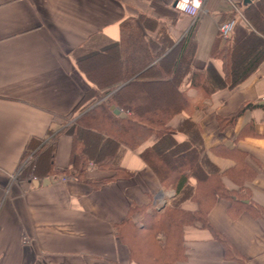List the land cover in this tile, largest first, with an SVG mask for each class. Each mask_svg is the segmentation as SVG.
<instances>
[{
    "label": "crops",
    "instance_id": "0c3cea01",
    "mask_svg": "<svg viewBox=\"0 0 264 264\" xmlns=\"http://www.w3.org/2000/svg\"><path fill=\"white\" fill-rule=\"evenodd\" d=\"M174 2L0 0V264H138L131 258L130 247L120 239L118 226L131 205L150 203L156 209L154 201L162 185L140 155L155 138L138 150L123 149L119 163L134 175L100 188L88 181L113 173L94 163L85 173V181L58 174L35 176L29 185L17 181L15 175L32 140H48L50 129L60 131L63 122L59 118L70 114L84 93L98 90L102 81L89 77L80 56L120 41L122 23L132 17L139 21L144 14L161 22L155 30H144L147 40L157 39L160 27L167 26L174 44L191 35L185 55L191 45L195 48L188 57L191 71L180 79L175 91L177 99L187 96L188 100L170 122L178 130L176 140L188 139L179 129L191 119L201 130L203 155L218 167L224 185L253 204L251 208L232 206L230 200L219 199L208 215L241 259L226 256L222 243L209 229L193 225L184 229L187 259L177 264H264V60L232 89L218 87L206 94L202 87L203 82L222 81L224 76L223 60L213 54L218 43L224 42L218 36L220 24L237 19L228 40L232 47L252 30L244 14L247 3L206 0L205 11L196 17L182 13L175 21L172 15L154 10L153 5L171 8ZM235 3L241 5L240 11ZM100 67L96 73L105 69ZM194 74L195 84L191 85ZM169 78L140 81L165 83L172 81ZM247 103L255 106L231 120L230 115ZM73 146L72 136L59 138L56 172L70 168ZM184 208L195 211L198 206L189 200Z\"/></svg>",
    "mask_w": 264,
    "mask_h": 264
},
{
    "label": "trees",
    "instance_id": "16d2710c",
    "mask_svg": "<svg viewBox=\"0 0 264 264\" xmlns=\"http://www.w3.org/2000/svg\"><path fill=\"white\" fill-rule=\"evenodd\" d=\"M153 6L158 14L172 15L174 21L182 14L174 7ZM244 14L252 30L236 47L228 42L218 43L213 54L223 60L224 76L222 81L201 83L206 94L218 87H236L264 60V0L245 4ZM160 24L158 18L147 14L142 15L139 21L129 18L121 25L120 41L110 42L101 49L91 50L84 57L80 56L82 67L89 77L102 82L98 83V90L92 88L84 93L70 114L59 118L63 122L60 131L50 129L48 140H32L18 170L19 180L31 185L35 176L40 178L64 174L85 181V173L94 163L99 169L113 173L102 180L88 181L94 188H100L117 178L134 175V172L119 163L123 149L138 150L155 138L153 144L145 147L140 155L161 185L164 188L173 187L176 193L162 211L150 208V203L131 205L127 217L118 226L120 239L130 247L131 258L138 264H177L186 260L184 229L201 225L222 243L226 256L241 259L231 243L215 230L208 215L219 199L230 200L232 206L242 204L251 208L253 204L247 202V197L224 185L218 167L203 155L201 130L191 119L185 120L179 129L188 134V139L184 142L176 140L178 130L170 122L183 110L182 102L187 104V96L176 97L173 101L165 100L163 106H154L152 99L143 97L147 92L141 88L154 85L169 86L172 94H175L180 79L191 71L188 57L194 54L193 45L185 55L190 46V34L185 41L174 44L169 38L167 26H163L157 39H146L144 30H155ZM100 66L105 68L103 74H100L103 72L101 70L96 73L97 68L101 69ZM149 77L158 80L169 78L172 81H166L168 85L162 81H140ZM195 78L196 74L192 77L191 85L195 84ZM136 92H140L141 96L132 100ZM113 105L123 110L126 116L116 114ZM253 106V103L245 104L230 115V119H237ZM62 135L73 137V155L70 168L56 172L55 147ZM234 171L235 168L229 174L232 175ZM192 179L196 180L195 184ZM189 200L197 204V210L184 208V203ZM254 215L263 213L254 212Z\"/></svg>",
    "mask_w": 264,
    "mask_h": 264
},
{
    "label": "built area",
    "instance_id": "2783aa9c",
    "mask_svg": "<svg viewBox=\"0 0 264 264\" xmlns=\"http://www.w3.org/2000/svg\"><path fill=\"white\" fill-rule=\"evenodd\" d=\"M205 1L206 0H175L174 8L183 14L196 17L200 13L199 11L204 10ZM235 8L240 11L241 5L235 3ZM236 23L237 19L233 18L220 24L218 36L222 41L226 42L230 39ZM66 179L67 178H64V180ZM162 195L154 201V205L157 209L165 204V202H167V199L165 198L166 196L164 194ZM168 195L171 197V193H169Z\"/></svg>",
    "mask_w": 264,
    "mask_h": 264
},
{
    "label": "rangeland",
    "instance_id": "374dc122",
    "mask_svg": "<svg viewBox=\"0 0 264 264\" xmlns=\"http://www.w3.org/2000/svg\"><path fill=\"white\" fill-rule=\"evenodd\" d=\"M163 11V10H162ZM149 12V11H147ZM199 12H202V11H199ZM228 42V41H227ZM145 86L143 88H141L142 91L146 90V96H143L145 99H152V104L154 106H163L164 105V102L165 100H170V101H173L176 99V96L175 94H172V91L171 89L169 88V86ZM141 94L140 92H136L135 94L132 95V100H136L138 99V97H140ZM67 176H70V175H67ZM15 179L17 181H20L19 180V177H18V173L15 175ZM163 187V186H162ZM161 189L159 188V192H158V197L161 196L162 194H164L166 197V199L168 200L167 203H169V201L171 200V198H173L174 196V193H175V189H172L173 187H168V188H162ZM169 190H172L170 193H171V197L168 195L169 193ZM168 195V196H167ZM163 196V195H162ZM170 197V199H169ZM166 203V205H167ZM150 208L153 209V207L151 206Z\"/></svg>",
    "mask_w": 264,
    "mask_h": 264
},
{
    "label": "water",
    "instance_id": "95a60500",
    "mask_svg": "<svg viewBox=\"0 0 264 264\" xmlns=\"http://www.w3.org/2000/svg\"><path fill=\"white\" fill-rule=\"evenodd\" d=\"M251 1H253V0H245V3H250ZM112 109L114 110V112H115L116 114H119V115H121L122 117L126 116V113L123 112L122 110H120L119 108H117L116 106L113 105V106H112ZM44 181H45V182H48V179H45ZM165 206H166V204L163 205V206L161 207V209L164 208Z\"/></svg>",
    "mask_w": 264,
    "mask_h": 264
}]
</instances>
